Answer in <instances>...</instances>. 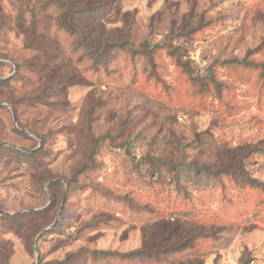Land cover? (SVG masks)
I'll return each mask as SVG.
<instances>
[{"label":"rangeland","instance_id":"obj_1","mask_svg":"<svg viewBox=\"0 0 264 264\" xmlns=\"http://www.w3.org/2000/svg\"><path fill=\"white\" fill-rule=\"evenodd\" d=\"M67 1L0 0V264L136 250L153 195L233 229L205 264H264V0Z\"/></svg>","mask_w":264,"mask_h":264},{"label":"trees","instance_id":"obj_2","mask_svg":"<svg viewBox=\"0 0 264 264\" xmlns=\"http://www.w3.org/2000/svg\"><path fill=\"white\" fill-rule=\"evenodd\" d=\"M57 1L67 21L63 25L68 28L75 25V15L85 13L84 8L73 10L72 3L67 0ZM79 44L89 51L75 62L79 65L90 60L91 67L102 72H107L108 66L113 62V59H109L110 52L121 49L114 42H107L96 48L84 40ZM71 56L72 54L68 62L72 61ZM29 156L33 155L30 153ZM160 196H149L150 202H143L134 210L130 208V215L141 225L142 242L138 249L126 253L92 251L86 252L85 256L81 251L71 254L62 262L49 264H205L210 256L230 246L229 234L232 235L233 229L208 225L204 221L202 207L192 196L185 195L180 200ZM33 214L29 212L26 217ZM4 218L19 217L7 215Z\"/></svg>","mask_w":264,"mask_h":264},{"label":"water","instance_id":"obj_3","mask_svg":"<svg viewBox=\"0 0 264 264\" xmlns=\"http://www.w3.org/2000/svg\"><path fill=\"white\" fill-rule=\"evenodd\" d=\"M6 80H8V78H6V79H4L3 81H6ZM13 121L15 122V120H14V115H13ZM0 146H6V144H0ZM35 150H33V151H31L30 153H33ZM50 200V199H49ZM60 212H61V209H60V211H59V214H60ZM59 214H58V216H59ZM55 222H56V220H55ZM55 222H54V224H55ZM53 224V225H54ZM52 225V226H53ZM48 230V228L47 229H44V230H42L41 232H39V234H41V233H43V232H45V231H47ZM38 234V235H39ZM34 251L36 252V250H35V247H34ZM36 260H38V257L36 256Z\"/></svg>","mask_w":264,"mask_h":264}]
</instances>
